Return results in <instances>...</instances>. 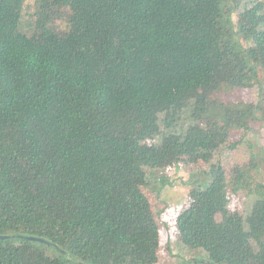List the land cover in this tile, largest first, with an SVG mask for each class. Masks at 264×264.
Listing matches in <instances>:
<instances>
[{
  "label": "trees",
  "instance_id": "16d2710c",
  "mask_svg": "<svg viewBox=\"0 0 264 264\" xmlns=\"http://www.w3.org/2000/svg\"><path fill=\"white\" fill-rule=\"evenodd\" d=\"M24 1L0 0V234L65 254L0 238V264H156L145 189L180 162L208 167L178 244L264 264V149L229 172L213 161L231 129L264 123V0H33L29 30ZM236 88L257 99L219 96ZM229 188L254 195L245 216Z\"/></svg>",
  "mask_w": 264,
  "mask_h": 264
},
{
  "label": "rangeland",
  "instance_id": "374dc122",
  "mask_svg": "<svg viewBox=\"0 0 264 264\" xmlns=\"http://www.w3.org/2000/svg\"><path fill=\"white\" fill-rule=\"evenodd\" d=\"M252 1L254 0H246L245 2L250 4ZM33 10V0H25L22 10V24L26 30L30 29L29 25L34 19ZM53 24L57 29L66 28L64 18L59 17ZM219 96L225 100L255 101L257 91L256 88H236L230 92L221 93ZM233 142L236 145L231 147L230 144ZM262 149H264V123L260 120H253L250 122L249 129L233 128L230 130L226 144L215 153L213 161H219L225 171L229 172L233 165L247 162L251 155H260ZM207 167L208 164L202 162L196 164L180 162L160 170L151 171L152 181L145 192L151 202L160 229L159 259L156 264H184L185 259L191 260L194 256L197 259L196 263L207 264L204 250H190L178 244L174 227L175 215L188 202L189 181L196 178L199 172L207 169ZM255 178L264 180L263 162H260ZM229 196V206L245 216L254 195L229 188ZM217 218L220 219L219 214H217Z\"/></svg>",
  "mask_w": 264,
  "mask_h": 264
},
{
  "label": "water",
  "instance_id": "95a60500",
  "mask_svg": "<svg viewBox=\"0 0 264 264\" xmlns=\"http://www.w3.org/2000/svg\"><path fill=\"white\" fill-rule=\"evenodd\" d=\"M11 237H22V238H26L29 240H36L42 243H45L46 245H49L53 248H55L56 250H58L60 253L65 254V251L63 249H61L57 244L45 239L44 237L41 236H34V235H23V234H0V238H11ZM205 262L207 264H212L208 259L205 260ZM81 264H85L83 262L80 261ZM194 264H198V263H194Z\"/></svg>",
  "mask_w": 264,
  "mask_h": 264
}]
</instances>
